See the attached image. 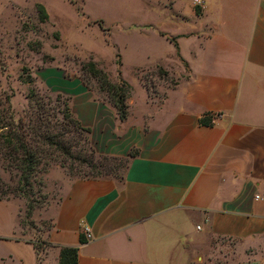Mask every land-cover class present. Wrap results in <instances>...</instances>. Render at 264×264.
<instances>
[{
  "label": "crops",
  "instance_id": "obj_1",
  "mask_svg": "<svg viewBox=\"0 0 264 264\" xmlns=\"http://www.w3.org/2000/svg\"><path fill=\"white\" fill-rule=\"evenodd\" d=\"M167 1L180 29L160 35L175 54L147 67L174 80L151 95L145 67L121 71L123 172L61 175L46 247L24 232L19 201L0 199V264H58L63 246L78 247V264H264V0ZM73 85L82 121L115 123L109 101Z\"/></svg>",
  "mask_w": 264,
  "mask_h": 264
},
{
  "label": "rangeland",
  "instance_id": "obj_2",
  "mask_svg": "<svg viewBox=\"0 0 264 264\" xmlns=\"http://www.w3.org/2000/svg\"><path fill=\"white\" fill-rule=\"evenodd\" d=\"M38 3L45 6L48 17ZM169 7L167 0H0V115L9 108L16 118L37 110L30 91L52 98L59 93L61 100L52 102L54 108L47 115H56L58 130L65 133L64 145L70 147V154L49 155L29 176L0 143V199L19 201L24 232L39 247H46L41 232L51 225L61 175L121 174L133 153L128 148L130 126L119 120L104 74L120 83L119 70L134 79L137 69L145 67L138 70L139 76L157 96L163 94L159 85L174 80L160 67H147L172 60L175 54L173 44L160 35L180 29ZM79 82L94 92V100L110 102L114 124L102 118L90 125L76 115L73 84ZM64 98L77 124L62 117ZM209 264H223V257L216 254Z\"/></svg>",
  "mask_w": 264,
  "mask_h": 264
},
{
  "label": "trees",
  "instance_id": "obj_3",
  "mask_svg": "<svg viewBox=\"0 0 264 264\" xmlns=\"http://www.w3.org/2000/svg\"><path fill=\"white\" fill-rule=\"evenodd\" d=\"M37 7L44 17H48L43 4L38 3ZM90 65L94 69L95 63ZM119 73L121 74V70H119ZM104 76L108 96L116 107L119 118L124 120L128 116V98L132 91V85L122 76L120 83L110 80L106 74ZM35 97H37L36 100H34ZM60 100L61 95L59 93L55 98H52L51 96L41 97L35 91H30L31 105L32 102H35L37 110L32 109L30 114L16 118L12 109L9 108L6 114L0 115V129L2 130L0 131V143L3 149L7 150L5 154L29 176L33 173L35 167L49 155L57 152L70 154V147H66L63 141L65 133L58 130L60 125L58 118L55 114L51 117L47 115V111L51 107L54 108L52 102L56 104ZM62 100V117L70 119L72 111L68 98ZM52 118H55L56 121L54 122ZM71 119L75 124L78 123L72 117ZM200 121L202 123L207 122L206 118H201ZM82 241H85V239L82 238ZM34 243L37 248H40L36 242ZM41 243H45V241L42 240ZM77 251V246H63L58 264H78Z\"/></svg>",
  "mask_w": 264,
  "mask_h": 264
},
{
  "label": "built area",
  "instance_id": "obj_4",
  "mask_svg": "<svg viewBox=\"0 0 264 264\" xmlns=\"http://www.w3.org/2000/svg\"><path fill=\"white\" fill-rule=\"evenodd\" d=\"M198 3H201V0H196ZM83 233L85 235V239H90L91 238V233H90V229L88 226H84L83 227Z\"/></svg>",
  "mask_w": 264,
  "mask_h": 264
}]
</instances>
